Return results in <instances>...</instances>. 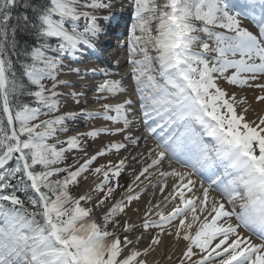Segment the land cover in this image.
Returning <instances> with one entry per match:
<instances>
[{
    "label": "snow or ice",
    "instance_id": "snow-or-ice-1",
    "mask_svg": "<svg viewBox=\"0 0 264 264\" xmlns=\"http://www.w3.org/2000/svg\"><path fill=\"white\" fill-rule=\"evenodd\" d=\"M116 7L0 0V264H264V0Z\"/></svg>",
    "mask_w": 264,
    "mask_h": 264
},
{
    "label": "bare ground",
    "instance_id": "bare-ground-1",
    "mask_svg": "<svg viewBox=\"0 0 264 264\" xmlns=\"http://www.w3.org/2000/svg\"><path fill=\"white\" fill-rule=\"evenodd\" d=\"M114 11L116 12V14H117V16L119 17V16H121V15H125L126 14V12L124 11V10H122L120 7H119V0L117 1V7L114 9ZM114 32H116V33H120L121 32V36H120V39L121 40H123L124 38H123V33H122V31H121V29L120 28H116L115 30H114ZM117 35H119V34H117ZM109 37V38H108ZM107 40H111V45L114 47L113 48V50L111 51V50H108V49H105V48H103L104 49V51H103V59H104V61H105V64L107 65V66H109L110 68H117L118 67V70L120 71V75H123L125 72H127L128 71V69H127V67H126V65H125V56L126 55H120V52L122 51V52H124V53H126L125 51H123V50H119L118 49V44H117V40H114V38L112 37V36H107ZM106 41V40H105ZM113 41H115V42H113ZM116 60H119L121 63H120V65L119 66H116L115 65V61ZM93 62H95V60H94V58H93ZM117 79L119 78V76H117L116 77ZM89 96H91V94L89 93ZM70 108H74L75 106L74 105H70L69 106ZM82 123V122H81ZM92 123H96V122H92ZM78 127H79V125H78ZM81 130H83V129H81ZM101 142V141H100ZM151 143V142H150ZM143 143H141V148H143Z\"/></svg>",
    "mask_w": 264,
    "mask_h": 264
},
{
    "label": "rangeland",
    "instance_id": "rangeland-1",
    "mask_svg": "<svg viewBox=\"0 0 264 264\" xmlns=\"http://www.w3.org/2000/svg\"><path fill=\"white\" fill-rule=\"evenodd\" d=\"M118 1V0H117ZM101 142H103V141H101Z\"/></svg>",
    "mask_w": 264,
    "mask_h": 264
}]
</instances>
